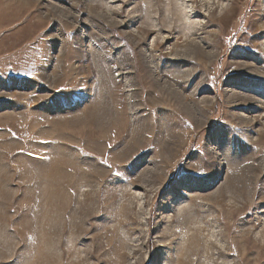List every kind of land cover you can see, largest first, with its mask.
<instances>
[{
  "label": "rangeland",
  "instance_id": "rangeland-1",
  "mask_svg": "<svg viewBox=\"0 0 264 264\" xmlns=\"http://www.w3.org/2000/svg\"><path fill=\"white\" fill-rule=\"evenodd\" d=\"M263 66L264 0H0V264H264Z\"/></svg>",
  "mask_w": 264,
  "mask_h": 264
},
{
  "label": "bare ground",
  "instance_id": "bare-ground-1",
  "mask_svg": "<svg viewBox=\"0 0 264 264\" xmlns=\"http://www.w3.org/2000/svg\"><path fill=\"white\" fill-rule=\"evenodd\" d=\"M173 2V1H172ZM177 2V1H176ZM175 2H173L174 4ZM238 3V0H234V4H237ZM216 5V4H214ZM176 6V5H175ZM234 6V5H233ZM237 6V5H236ZM236 6H235V9H236ZM182 7V6H181ZM220 9V7H218L217 5V8L213 11L210 12L209 14V21H208V25L209 24H217L220 28V31L221 33H223L224 31H226V28L223 24H221V22H219V20H216L215 19V16H216V13L217 11ZM174 10V8H173ZM177 10H178V14H181V21L185 20L186 18L189 17V13L186 11V10H181V8L177 7ZM210 10V9H209ZM222 10V9H220ZM225 10V9H224ZM175 11V10H174ZM173 11V12H174ZM223 12V11H222ZM230 14L233 15V17L235 16L234 15V9L228 11ZM176 13V12H175ZM174 14V13H173ZM231 15V16H232ZM177 16V15H176ZM191 16V15H190ZM180 17V15L178 16ZM230 18V17H229ZM179 20V22H180ZM189 20V19H188ZM187 20V21H188ZM230 20V19H229ZM186 22V21H185ZM184 22V24H185ZM188 23V22H187ZM189 24V23H188ZM207 25V26H208ZM188 27V26H187ZM182 30V29H181ZM194 30V29H193ZM201 30V29H200ZM261 29L259 28H256V31H259ZM196 32V31H195ZM199 32V31H198ZM213 44H216L215 40L213 41ZM160 46V45H159ZM193 48L196 49V51L194 52L195 56L199 59V61H202L203 63H209L210 61H212V59L215 57V55L213 53H210V52H207L204 48L201 47L200 44L198 43H193ZM202 57V59H201ZM179 59V58H178ZM197 59V60H198ZM205 61V62H204ZM200 63V62H199ZM199 65V64H197ZM208 66V65H207ZM264 67V66H263ZM198 68V67H197ZM204 69V68H202ZM199 70V69H198ZM189 79V78H188ZM91 215V214H90ZM89 217V216H88ZM78 220V219H77ZM133 223V222H132ZM76 228H77V233L78 235L75 237V242H78L79 240L81 239H86V236L88 235V231L85 230L84 228V221L81 220L77 225H76ZM68 229V226H66V230ZM82 237V238H81ZM98 238V237H96ZM164 243L166 242L165 240L168 238L167 236L164 237ZM93 241H95V239L93 238L92 239ZM126 240L117 232V231H109V233H107V236H106V242L105 243H97L95 244L94 243V252H99L101 250H104V248H109L110 249V252L112 251L111 255H110V258L108 260V264H113L112 263V259H120V260H123L125 258V255H126V249H125V243ZM64 252V255L68 254L69 251L67 249H64L63 250ZM189 254V253H188ZM177 257V256H176ZM179 259V258H178ZM185 259V258H184ZM124 261V260H123ZM185 264H192V262L190 261H185Z\"/></svg>",
  "mask_w": 264,
  "mask_h": 264
}]
</instances>
